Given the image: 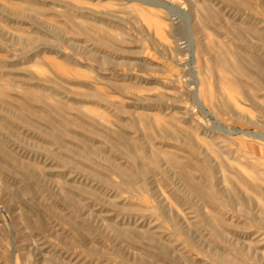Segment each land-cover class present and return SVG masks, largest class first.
Here are the masks:
<instances>
[{
    "label": "rangeland",
    "instance_id": "obj_1",
    "mask_svg": "<svg viewBox=\"0 0 264 264\" xmlns=\"http://www.w3.org/2000/svg\"><path fill=\"white\" fill-rule=\"evenodd\" d=\"M0 264H264V0H0Z\"/></svg>",
    "mask_w": 264,
    "mask_h": 264
}]
</instances>
